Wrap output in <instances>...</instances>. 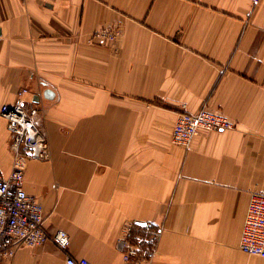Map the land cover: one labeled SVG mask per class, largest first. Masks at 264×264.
<instances>
[{
	"label": "crops",
	"instance_id": "1",
	"mask_svg": "<svg viewBox=\"0 0 264 264\" xmlns=\"http://www.w3.org/2000/svg\"><path fill=\"white\" fill-rule=\"evenodd\" d=\"M22 89L50 157L14 159L0 117V173L23 172L70 244L3 264H146L118 245L134 222L160 230L149 264H264L238 247L264 193V0H0V107ZM205 106L233 128L174 145L177 114Z\"/></svg>",
	"mask_w": 264,
	"mask_h": 264
},
{
	"label": "built area",
	"instance_id": "2",
	"mask_svg": "<svg viewBox=\"0 0 264 264\" xmlns=\"http://www.w3.org/2000/svg\"><path fill=\"white\" fill-rule=\"evenodd\" d=\"M255 5L259 0H251ZM117 31H96L91 42L105 39L113 42ZM26 90L18 92L14 105L0 107V117L6 122V129L12 136L10 149L14 159L23 156L33 160H48L50 150L47 140L26 103L21 99ZM34 112V111H33ZM233 128V124L224 115L210 111L206 106L196 113L181 110L171 131V141L187 150L194 137L200 131L223 132ZM23 172L13 168L4 177L0 173V264L9 261L20 247L36 248L51 240L61 251H66L70 238L62 230L49 237L45 231L46 216L38 201L28 195L24 188ZM143 222H134L125 227L119 241L125 263L136 261L149 264L153 257L151 251H139L128 242L133 228H148ZM160 230L157 229V238ZM238 247L241 252L264 259V193L251 192L244 216ZM65 264H90L86 259L76 260L66 255Z\"/></svg>",
	"mask_w": 264,
	"mask_h": 264
},
{
	"label": "trees",
	"instance_id": "3",
	"mask_svg": "<svg viewBox=\"0 0 264 264\" xmlns=\"http://www.w3.org/2000/svg\"><path fill=\"white\" fill-rule=\"evenodd\" d=\"M127 240L139 251H151L157 241V228H133Z\"/></svg>",
	"mask_w": 264,
	"mask_h": 264
},
{
	"label": "water",
	"instance_id": "4",
	"mask_svg": "<svg viewBox=\"0 0 264 264\" xmlns=\"http://www.w3.org/2000/svg\"><path fill=\"white\" fill-rule=\"evenodd\" d=\"M44 96L46 97V98H52V92L50 91V90H46L45 92H44Z\"/></svg>",
	"mask_w": 264,
	"mask_h": 264
}]
</instances>
